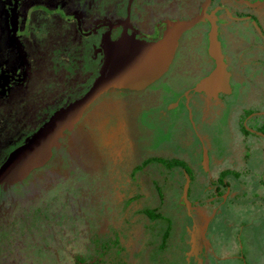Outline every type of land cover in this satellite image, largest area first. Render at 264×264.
I'll list each match as a JSON object with an SVG mask.
<instances>
[{
    "label": "flooded vegetation",
    "instance_id": "1",
    "mask_svg": "<svg viewBox=\"0 0 264 264\" xmlns=\"http://www.w3.org/2000/svg\"><path fill=\"white\" fill-rule=\"evenodd\" d=\"M11 1L13 5L14 0ZM43 9L46 27L39 32L29 27L23 30L18 17L17 39L21 40L18 39L25 60L11 35L13 49L5 46L3 49L0 45V87L4 85L6 89V93L0 96L5 97L13 83L31 80L29 77L35 62L42 60L46 72L42 86L46 96L41 98V107L33 110L39 117L44 115L41 126L56 110L80 98L91 88L105 61L112 60L115 50L140 44L149 51H159V58L167 59V62L165 70L155 81L141 90L109 88L86 109L75 127L96 109L99 100L114 96H128L130 102L117 105L119 114L114 112V102L111 104L107 127L142 129L145 125L139 106L152 112L150 127H176L171 133L172 145L157 156L135 163L126 177L132 179L133 188H138L146 177L158 179V186H154L152 180L150 186L159 192L164 179L182 173L189 181V203L185 202L183 187L180 204L190 218L196 213L195 208L206 206L200 203L202 199L199 197L189 200L190 185L194 180L205 179L207 183L201 187L203 192L206 191V202H217L219 213L217 217L215 214L205 219L204 230L210 238L229 237L234 229L219 216L240 201L239 190L245 185L243 181L248 180L252 184L257 166L264 163V144L260 143L264 140V124L251 126L245 120L248 116L264 113V0H59L56 6L46 5ZM181 23H186V26L179 29L177 24ZM24 36L30 41L27 48L23 43ZM14 54L19 62L9 65ZM219 63L225 68L224 76L218 81L200 85L212 75ZM6 65L11 68L4 69ZM27 68L26 80L19 81ZM7 74L12 76L1 80ZM78 90L81 93L74 96ZM70 94L74 97L70 98ZM131 96H138L142 102L132 101L134 98ZM44 98L53 99L54 103ZM227 106L238 111L240 116L235 131L230 127L212 126L219 123L221 109ZM43 109L45 111L40 113ZM39 126L27 134L15 128H1L0 145L14 147ZM154 129L145 130L156 134ZM64 137L62 147L66 142ZM240 147H245L242 156L238 154ZM147 158L175 163L180 158L184 164L168 169L160 159L142 165ZM1 204L0 200V209ZM148 211L143 210L144 213ZM173 213L175 216L179 214L176 206ZM149 218L156 220L158 217L152 218L149 214ZM11 223L16 224L11 226L13 233H18L19 222ZM262 223L264 225V219ZM25 224L26 236L33 240L34 225L29 220ZM59 225L61 227V223ZM189 226L187 221L184 225L186 233ZM171 231L172 227L166 226L163 234L169 238ZM205 236L203 231V238ZM260 236L263 239L260 254H264V228L260 230ZM110 244L104 249L108 256L106 253V257L100 255L94 259H107V264L129 262L125 245L117 249L114 243ZM209 253L216 254V251L211 249Z\"/></svg>",
    "mask_w": 264,
    "mask_h": 264
},
{
    "label": "rangeland",
    "instance_id": "2",
    "mask_svg": "<svg viewBox=\"0 0 264 264\" xmlns=\"http://www.w3.org/2000/svg\"><path fill=\"white\" fill-rule=\"evenodd\" d=\"M18 1L22 29L29 27L38 32L46 27L43 7L52 8L59 2ZM10 5L11 0H0V45L3 49L4 46L13 49ZM23 43L27 48L29 38L24 36ZM12 60L9 65L19 62L16 54ZM9 65L4 69H10ZM45 76L42 60L36 61L31 80L13 83L9 93L0 96V129L15 128L27 134L44 121V115L39 117L33 112L41 107L46 96L42 86ZM80 93L78 90L74 96ZM68 96L74 97L73 94ZM131 97L132 101L142 102L138 96ZM44 99L54 103L53 99ZM127 99L130 97L99 100L96 109L64 137L66 142L55 150V158L50 163L33 171L21 184L0 187V264H77L78 260L85 264L90 256V259L100 255L106 257V253L108 256L104 249L109 248L110 243L117 249L126 246L130 264H264V254H260L263 241L260 230L264 228V184L261 181L264 180V163L257 166L252 184L243 181L240 201L219 216L232 225L233 233L223 239L210 238L204 230L205 219L215 214L217 217L219 205L206 202V191L201 187L206 185L205 179L194 180L190 185L189 200L199 197L200 203L206 204L198 210L195 208L197 217L194 214L190 218L180 204L186 181L182 173L164 179L159 192L150 186L151 180L158 186V179L146 177L138 188H133L132 179L126 177L135 163L162 153L172 145L171 133L176 128L150 127L153 114L141 106L140 117L145 125L141 128H155L156 134L140 127H107L111 104L114 102V112L119 114L117 105L127 104L130 102ZM42 111L45 109L40 113ZM220 113L219 123L212 126L230 127L235 131L239 126L238 111L227 106ZM245 120L251 126H260L264 124V113L248 116ZM260 143L264 144V140ZM8 148L0 145V159L14 147ZM244 153L245 147H240L239 156ZM255 163H258L257 157ZM175 206L181 218L173 213ZM143 210L161 213L163 218L151 220ZM26 220L34 225L33 240L26 236ZM15 221L19 222L18 229H13L18 233L11 230V226L16 225L11 222ZM187 221L190 224L188 233L184 227ZM166 226L172 227L169 238L163 234ZM211 249L216 254L209 253ZM81 261L78 264H82Z\"/></svg>",
    "mask_w": 264,
    "mask_h": 264
},
{
    "label": "water",
    "instance_id": "3",
    "mask_svg": "<svg viewBox=\"0 0 264 264\" xmlns=\"http://www.w3.org/2000/svg\"><path fill=\"white\" fill-rule=\"evenodd\" d=\"M18 0H14L10 9L9 23L13 28L12 41L17 44L22 58L25 60L23 48L17 39L18 31ZM181 25V26H179ZM186 23L177 24L183 28ZM160 52L149 51L140 44L126 46L125 49L115 50L112 60L108 59L100 69L91 88L80 98L65 107L56 110L37 130L28 135L23 141L15 145L0 162V187L8 188L23 183L37 168L43 167L60 148L62 138L72 131L82 118L86 109L109 88L141 90L155 81L166 68L167 59L159 58ZM19 81L26 80V72ZM225 68L219 65L206 82H215L224 76ZM12 75H3L2 79ZM3 86V88H2ZM4 85L0 87V94H5ZM189 181H186L183 195L188 204Z\"/></svg>",
    "mask_w": 264,
    "mask_h": 264
},
{
    "label": "trees",
    "instance_id": "4",
    "mask_svg": "<svg viewBox=\"0 0 264 264\" xmlns=\"http://www.w3.org/2000/svg\"><path fill=\"white\" fill-rule=\"evenodd\" d=\"M161 159V158H160ZM160 159H153V158H150V159H146L143 163H142V165H147V164H151V163H153V162H155V160L156 161H160ZM161 161H162V165L163 166H165L166 168H171L172 166H182L184 163L181 161V159L180 158H178L177 159V162L175 163V162H173V161H171V160H162L161 159ZM262 181V183L264 184V180L262 179L261 180ZM149 214H152V218H156V217H163L162 216V214L161 213H154V211H152V212H148ZM39 221V220H38ZM53 235V231L50 233V235ZM38 240V239H37ZM77 261V260H76ZM81 260H78L77 261V264L80 262ZM82 262V264H84V262L83 261H81ZM130 263V261L129 262H127V263H122V264H129ZM85 264H107V259H103L102 261H100V260H97V259H89V260H87L86 262H85Z\"/></svg>",
    "mask_w": 264,
    "mask_h": 264
}]
</instances>
